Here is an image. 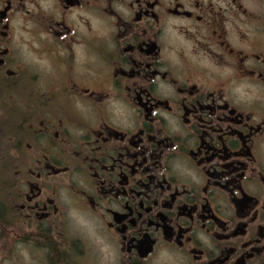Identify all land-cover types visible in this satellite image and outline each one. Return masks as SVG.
Returning a JSON list of instances; mask_svg holds the SVG:
<instances>
[{
    "label": "flooded vegetation",
    "instance_id": "af4514ba",
    "mask_svg": "<svg viewBox=\"0 0 264 264\" xmlns=\"http://www.w3.org/2000/svg\"><path fill=\"white\" fill-rule=\"evenodd\" d=\"M0 264H264V0H0Z\"/></svg>",
    "mask_w": 264,
    "mask_h": 264
},
{
    "label": "trees",
    "instance_id": "16d2710c",
    "mask_svg": "<svg viewBox=\"0 0 264 264\" xmlns=\"http://www.w3.org/2000/svg\"><path fill=\"white\" fill-rule=\"evenodd\" d=\"M3 168V163H1V161H0V169H2ZM0 184H1V182H0Z\"/></svg>",
    "mask_w": 264,
    "mask_h": 264
}]
</instances>
